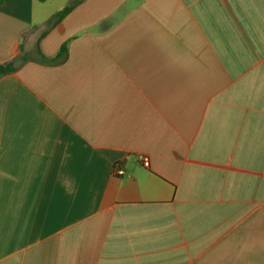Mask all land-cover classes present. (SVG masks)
<instances>
[{
  "label": "crops",
  "instance_id": "1",
  "mask_svg": "<svg viewBox=\"0 0 264 264\" xmlns=\"http://www.w3.org/2000/svg\"><path fill=\"white\" fill-rule=\"evenodd\" d=\"M8 65L0 264H264V0H0Z\"/></svg>",
  "mask_w": 264,
  "mask_h": 264
},
{
  "label": "trees",
  "instance_id": "2",
  "mask_svg": "<svg viewBox=\"0 0 264 264\" xmlns=\"http://www.w3.org/2000/svg\"><path fill=\"white\" fill-rule=\"evenodd\" d=\"M72 8L69 7V8H66L64 11L58 13L56 15V20L57 22L63 20L70 12H71ZM67 47L66 45H64L59 54H58V57L57 58H64L67 56ZM13 71V68L12 66L8 65V66H0V75H4V74H7V73H10Z\"/></svg>",
  "mask_w": 264,
  "mask_h": 264
},
{
  "label": "built area",
  "instance_id": "3",
  "mask_svg": "<svg viewBox=\"0 0 264 264\" xmlns=\"http://www.w3.org/2000/svg\"><path fill=\"white\" fill-rule=\"evenodd\" d=\"M141 162H142L143 166H145V167H149V165H150V160H149V157H147V156H142ZM115 173H117L119 175H123L124 170L117 166L115 168Z\"/></svg>",
  "mask_w": 264,
  "mask_h": 264
}]
</instances>
